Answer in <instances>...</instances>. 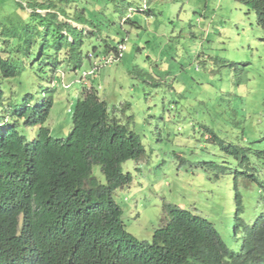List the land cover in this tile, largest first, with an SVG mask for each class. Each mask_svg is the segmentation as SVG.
Returning <instances> with one entry per match:
<instances>
[{"label":"rangeland","instance_id":"374dc122","mask_svg":"<svg viewBox=\"0 0 264 264\" xmlns=\"http://www.w3.org/2000/svg\"><path fill=\"white\" fill-rule=\"evenodd\" d=\"M145 6L147 13L140 12ZM56 18L82 22L75 28L86 32H62ZM20 36L25 47L31 44L29 60L19 53ZM68 36L83 41L78 71L67 48L57 50ZM121 43L124 57L101 66L94 83L110 114L145 148L140 161L123 165L133 182L114 193L126 230L151 243L168 225L166 207L172 205L210 221L239 251L242 218L259 197L251 175L264 181V28L241 1L0 0V57L25 68L16 78L0 76V114L9 119L28 95L37 103L52 87L45 126L54 138H67L76 103L92 90V79L81 80L92 70L88 55L97 48L99 61L106 46ZM48 46L56 68L46 61L33 66ZM20 131L33 141L38 128ZM222 142L248 150V162L227 153ZM95 172L103 180L99 167ZM238 192L244 213H238Z\"/></svg>","mask_w":264,"mask_h":264},{"label":"trees","instance_id":"16d2710c","mask_svg":"<svg viewBox=\"0 0 264 264\" xmlns=\"http://www.w3.org/2000/svg\"><path fill=\"white\" fill-rule=\"evenodd\" d=\"M239 1L264 28V0ZM55 21L58 30L67 34L86 32ZM19 38V53L29 60L31 44L25 47ZM69 38L67 46L60 44L57 50L67 48L70 63L78 71L83 65V41ZM49 48L41 49L33 66L46 61L56 68L57 59L47 54ZM116 50L108 45L105 53ZM94 53L98 55L97 48ZM14 63V59L0 57L2 78L23 74L25 68ZM95 79L92 90L76 103L67 138H54L45 126L53 107L52 87L37 103L28 95L23 107L10 108L9 119L0 114V264H264V200L260 199L264 181L255 175L251 179L259 188L258 202L249 218H242L239 251L210 221L172 205L166 207L168 225L154 232L151 243L126 230L114 193L133 182L123 165L140 161L145 148L138 134L110 114ZM21 127L38 128L37 137L28 141ZM221 145L248 162V150ZM95 167L100 168L103 180ZM252 198L251 194V206L255 204ZM235 199L238 213H244L241 193Z\"/></svg>","mask_w":264,"mask_h":264},{"label":"built area","instance_id":"2783aa9c","mask_svg":"<svg viewBox=\"0 0 264 264\" xmlns=\"http://www.w3.org/2000/svg\"><path fill=\"white\" fill-rule=\"evenodd\" d=\"M140 12H146L147 8L145 6V8H141L139 9ZM126 51V44L125 43H121L118 45L117 47V50L114 51V52H110L106 55V57H101L99 59V61H97L96 59L99 58L98 55H96L95 53H90L88 55V59L91 63V66H92V70L90 71H84L83 74H82V82H86L87 80V83L89 80H93L95 78H97L98 74H97V71L101 68V66L103 65H112L115 61H118L120 59H122L124 57V52ZM93 61H95L93 63ZM91 80V81H92Z\"/></svg>","mask_w":264,"mask_h":264},{"label":"crops","instance_id":"0c3cea01","mask_svg":"<svg viewBox=\"0 0 264 264\" xmlns=\"http://www.w3.org/2000/svg\"><path fill=\"white\" fill-rule=\"evenodd\" d=\"M129 22H131V21H129ZM69 24H72V26L75 28V26H80L78 23H76V22H72V21H69ZM82 26H85V25H82ZM102 101H105V100H102ZM106 102V101H105ZM113 115H115L116 117H117V115H116V113L115 112H113ZM52 132V131H51Z\"/></svg>","mask_w":264,"mask_h":264}]
</instances>
